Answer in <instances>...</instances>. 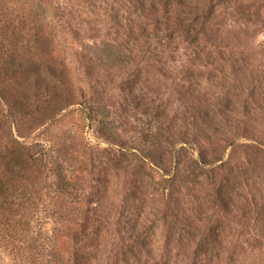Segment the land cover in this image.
Returning a JSON list of instances; mask_svg holds the SVG:
<instances>
[{"label": "rangeland", "instance_id": "rangeland-1", "mask_svg": "<svg viewBox=\"0 0 264 264\" xmlns=\"http://www.w3.org/2000/svg\"><path fill=\"white\" fill-rule=\"evenodd\" d=\"M10 65L0 264H264V0H0Z\"/></svg>", "mask_w": 264, "mask_h": 264}, {"label": "trees", "instance_id": "trees-1", "mask_svg": "<svg viewBox=\"0 0 264 264\" xmlns=\"http://www.w3.org/2000/svg\"><path fill=\"white\" fill-rule=\"evenodd\" d=\"M50 71L52 72V77L64 81L63 72L57 71L55 68L49 66ZM13 71L12 65L2 67L0 69V75H7L9 72ZM60 73L61 76L58 77L57 73ZM61 81V82H63ZM51 88V84L47 83L46 90ZM0 100L7 107L5 116L0 117V208L1 210L6 211L7 208H11L13 205L21 206V203L17 204V200L22 202V198L18 193L17 181L18 178L23 177L24 173L22 170L24 164H27L28 161L36 162L39 158L38 153L32 152L30 147L19 143L18 140L14 139L13 127L15 122L13 121L14 116L19 114V112H24L26 109V104L28 102L25 100H11L8 99L4 91L0 90ZM60 105V98L57 100V103L54 105L56 110L57 106ZM52 106L48 109L51 110ZM62 109L59 110V112ZM18 133V130H17ZM1 141H6V145L3 146ZM23 173V174H22Z\"/></svg>", "mask_w": 264, "mask_h": 264}]
</instances>
